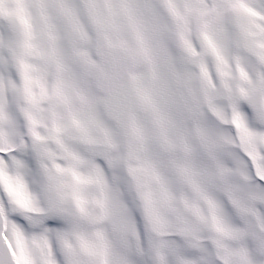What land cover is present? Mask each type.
I'll return each instance as SVG.
<instances>
[{
	"label": "snow or ice",
	"instance_id": "1",
	"mask_svg": "<svg viewBox=\"0 0 264 264\" xmlns=\"http://www.w3.org/2000/svg\"><path fill=\"white\" fill-rule=\"evenodd\" d=\"M0 264H264V0H0Z\"/></svg>",
	"mask_w": 264,
	"mask_h": 264
}]
</instances>
